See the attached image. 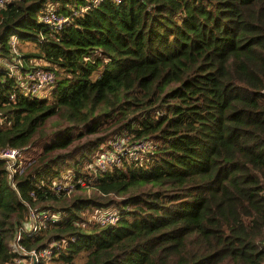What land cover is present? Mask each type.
Here are the masks:
<instances>
[{"label":"trees","instance_id":"trees-1","mask_svg":"<svg viewBox=\"0 0 264 264\" xmlns=\"http://www.w3.org/2000/svg\"><path fill=\"white\" fill-rule=\"evenodd\" d=\"M12 36L20 72L55 81L25 96L0 65V151L39 149L11 180L0 159V264L27 206L59 215L21 240L61 242L48 264H264V0H11L0 60ZM120 137L145 150L89 178ZM68 171L74 190L52 193ZM105 209L115 225L90 220Z\"/></svg>","mask_w":264,"mask_h":264},{"label":"built area","instance_id":"built-area-1","mask_svg":"<svg viewBox=\"0 0 264 264\" xmlns=\"http://www.w3.org/2000/svg\"><path fill=\"white\" fill-rule=\"evenodd\" d=\"M10 1L0 0V7H3ZM37 21L49 31L58 32L67 24L68 18L47 7L38 13ZM8 47L12 54L11 56L14 58L10 62L0 60V65H3L6 75L15 78L16 85L23 95L33 98L45 96L54 84V73L34 64H30L29 66L31 68L21 73L22 65L16 59L19 55L16 49V38L14 36L9 38ZM39 94L42 95L39 97ZM127 142V137L116 138L110 142L109 149L96 153L91 163L87 164L84 168L86 169L87 176L91 178L95 174L105 173L112 165L118 166L119 159L123 155L130 156L134 160L145 150L146 144L143 142H136L130 146H128ZM18 156V150L16 149L0 151V159L6 161V169L10 180L16 172V169L20 167L17 164ZM76 183L82 188L85 187V184L80 180H77ZM50 190L54 194H70L74 190V184L70 179L69 171L63 174L58 180L52 182ZM30 197H34L32 193ZM53 216L48 211H38L31 206H27L25 222L17 228L14 240L8 245V253L12 258L5 264H45L52 257L54 251L61 248V242H52L39 250H27L21 244V240L25 237L30 238L36 235L43 224L56 221L57 219ZM90 220L100 227L113 226L118 220V213L113 209L95 211Z\"/></svg>","mask_w":264,"mask_h":264},{"label":"rangeland","instance_id":"rangeland-1","mask_svg":"<svg viewBox=\"0 0 264 264\" xmlns=\"http://www.w3.org/2000/svg\"><path fill=\"white\" fill-rule=\"evenodd\" d=\"M27 49H28V47H27V48H25V47L22 48V50H27ZM29 49H31V48H29ZM41 95H42V94H39V97H40ZM43 97H44V96H41V97L38 98V99H42ZM123 140H124V138H123ZM38 152H39V149H38L34 154H30V151H29V152H25V153H23L22 156L19 157L18 160H17V164H18V166H20V167H19L20 170H22L23 167H24L23 161L29 159L31 156L35 155V154L38 153ZM109 155H110V154H109ZM110 156H112V155H110ZM53 217L57 219V218L59 217V215H58V214H55ZM45 264H48V261L45 262Z\"/></svg>","mask_w":264,"mask_h":264},{"label":"crops","instance_id":"crops-1","mask_svg":"<svg viewBox=\"0 0 264 264\" xmlns=\"http://www.w3.org/2000/svg\"><path fill=\"white\" fill-rule=\"evenodd\" d=\"M34 65H35V66H38V65H39V66H40V65L42 66V64H41L40 62H36Z\"/></svg>","mask_w":264,"mask_h":264}]
</instances>
